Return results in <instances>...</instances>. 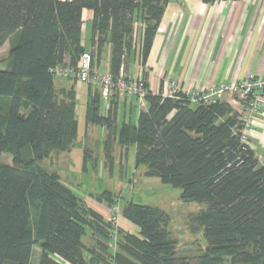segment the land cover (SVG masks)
<instances>
[{
    "label": "trees",
    "instance_id": "1",
    "mask_svg": "<svg viewBox=\"0 0 264 264\" xmlns=\"http://www.w3.org/2000/svg\"><path fill=\"white\" fill-rule=\"evenodd\" d=\"M169 1L0 0V51L11 42V58L0 68V264H264V163L243 140L242 111L227 101L194 102L182 91L164 96L148 90L137 124L123 121L118 136L116 102L102 115L95 91L86 106L87 124L108 131L106 159L116 140L123 150L134 147L145 176L180 188L184 202L205 204L195 221L207 249L197 256L180 254L164 210L127 201L120 211L118 198L105 190L96 201L118 208L137 229H120L113 251L105 215L41 166L71 151L78 139L77 90L57 88L54 69H77L86 53L83 11H93V62L111 46V73L118 76L136 49V20L143 24L146 65ZM5 153L14 164L2 162ZM89 231L101 238L92 248L83 240ZM34 249L41 252L38 262Z\"/></svg>",
    "mask_w": 264,
    "mask_h": 264
},
{
    "label": "crops",
    "instance_id": "2",
    "mask_svg": "<svg viewBox=\"0 0 264 264\" xmlns=\"http://www.w3.org/2000/svg\"><path fill=\"white\" fill-rule=\"evenodd\" d=\"M92 21L93 11L84 10L82 44L86 52L93 49ZM134 27L136 49L125 58V74L133 79L141 71L148 90L153 94L167 96L170 94L169 84L173 81L183 93H187L250 77L264 79V0H228L215 4L200 0H170L146 65H142L140 57L143 24L136 20ZM94 60V71L111 72V46H106L99 58L95 54ZM72 86L77 90L78 99L87 85L72 81L60 88L70 89ZM87 90L89 100L93 93L90 87ZM121 100L125 109L123 121H127V111L132 112L137 101L130 96L113 97L111 101L117 103L118 111ZM233 104L237 110L236 103ZM140 110L133 123L127 122L136 125ZM103 131V138H106L108 131L105 128ZM247 135L250 145L264 163V107ZM100 205L102 209L106 208ZM40 256V249H34L33 261L38 262Z\"/></svg>",
    "mask_w": 264,
    "mask_h": 264
},
{
    "label": "rangeland",
    "instance_id": "3",
    "mask_svg": "<svg viewBox=\"0 0 264 264\" xmlns=\"http://www.w3.org/2000/svg\"><path fill=\"white\" fill-rule=\"evenodd\" d=\"M10 58L11 42L8 41L0 51V68L7 67ZM93 64H95V61ZM138 75L142 76L141 71ZM70 82H72L71 79L58 75L55 76V86L57 88ZM174 83L178 88V92L181 91L178 83L173 81L169 84L170 94L168 93L167 96L178 93H174L170 88V85ZM87 89L88 86H84V92L80 93L81 95L77 99L78 139L75 145L69 152L55 153L50 159L45 160L41 166L49 171H56L60 175L62 183L73 190L78 197L84 199L89 207L97 210L105 215V217L108 216L109 208L106 204H103L106 208L102 209V206L95 199L98 194L105 190L113 191L116 198H118L117 206L120 211L127 201L159 207L169 215V228L172 236L178 242L180 254L187 256L202 254L207 249V241L204 237L203 228L195 221V216L200 210L205 208V204L184 202L181 199L182 190L180 188L163 184L157 177L145 176L146 167H136L134 147L123 150L117 141L113 144L110 140V143L113 144L110 151L111 159H106V140L108 137L103 138L104 131L102 127L87 124L86 122V106L89 95ZM95 91L100 93V90L96 87L92 89V93L94 94ZM261 94L264 96V89ZM115 96H111L109 101ZM224 98L234 109L236 108L233 104L235 102H230V98L236 100V96H225ZM236 105L238 107L237 110L240 109L239 111L243 113V107L239 103ZM133 106L132 112H130V109L127 111V121H132V123L135 120L137 111L140 109L145 110L147 104L145 103L144 106H140L138 103H134ZM106 111L107 105L102 101L100 113L104 115ZM124 115L125 109L121 100L117 115V136L124 120ZM247 131L246 136L248 140ZM86 151L90 154L89 157L87 156L90 160L87 166H85ZM2 162L14 164V157L5 153L3 154ZM94 194L96 195L94 196ZM120 221L121 229L129 230L128 227H130L131 231L137 232L134 226L123 220L121 214ZM83 240L88 248H92L97 245V240H101V238L100 235H92V232L89 231ZM90 255L88 252L86 253L88 258H90Z\"/></svg>",
    "mask_w": 264,
    "mask_h": 264
},
{
    "label": "built area",
    "instance_id": "4",
    "mask_svg": "<svg viewBox=\"0 0 264 264\" xmlns=\"http://www.w3.org/2000/svg\"><path fill=\"white\" fill-rule=\"evenodd\" d=\"M54 72L58 76L74 79L80 83L98 88L106 105H110L109 99L111 96L116 95L119 97H134L138 100L140 106H144L148 94L147 85L143 77L138 75L134 79L127 78L124 66L120 68L118 76H114L112 73L104 74L94 71L93 58L90 52L82 55L77 69L59 66L54 69ZM170 88L174 93L178 92L175 83L171 84ZM263 89L264 79L258 80L250 77L232 83L214 84L208 88L193 89L186 94L194 102L200 100L204 103H216L218 101H225V96H236L237 99L232 100L230 98V102L239 103L243 108H245L243 101H248L246 110L242 113L244 121V128L242 130L243 140H247L246 131L254 126L257 117L262 113L264 107L263 96L261 94ZM106 220L110 224L111 235L108 244L113 251H117L118 233L121 229L119 209H109ZM109 263L114 264L113 259H110Z\"/></svg>",
    "mask_w": 264,
    "mask_h": 264
}]
</instances>
